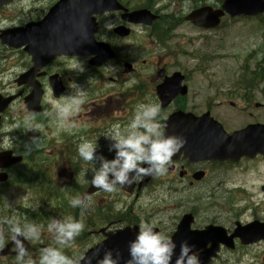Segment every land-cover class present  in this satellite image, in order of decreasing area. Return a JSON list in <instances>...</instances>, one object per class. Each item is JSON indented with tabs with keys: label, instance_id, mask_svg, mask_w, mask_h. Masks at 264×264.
I'll list each match as a JSON object with an SVG mask.
<instances>
[{
	"label": "flooded vegetation",
	"instance_id": "obj_1",
	"mask_svg": "<svg viewBox=\"0 0 264 264\" xmlns=\"http://www.w3.org/2000/svg\"><path fill=\"white\" fill-rule=\"evenodd\" d=\"M118 2L128 11L136 9L135 5L129 2ZM114 13L119 16L114 25L126 27L128 33L125 37L114 36L113 40L110 39L116 58L118 57L116 64L119 65L118 78L110 76L109 80H117L120 84L118 88L100 90L101 86H93L85 76L73 73L76 70L71 71V60H66L65 57H49L46 53L47 60L37 66L32 55L23 48L13 49L1 44L4 51L0 59V206H11L8 212L1 209V218L16 217L23 221L26 217L41 226V240L27 241L32 248L28 253L33 259L38 258L41 248L53 244L46 230L47 222L51 218L61 219L69 214L79 218V209H73L68 204L69 199L76 194L87 193L91 197V207L84 217V230L73 244L88 241L96 244L126 227L134 232V227L138 229L142 221H155L157 230L172 238L178 223L185 215L194 218L190 229H203L207 224H214L221 225L231 232L238 220L230 224L229 204L231 205L235 198L243 199L245 193V181L239 180L238 176L243 177L248 169L252 171L254 164L262 160L241 158L238 162H232L211 158H172L166 174L145 176L133 184L131 191H123L121 188L113 194L96 188L90 191L91 185L88 181L91 176L81 178L80 175L81 169L88 165L79 160L77 145L82 140H95L113 124L125 125L137 103H159L155 88L164 78L157 74L160 63L149 62L140 57V53L129 56L132 46L126 48L124 40L132 39L137 49L144 50L152 42L156 45L163 43L166 39L164 34L160 33L161 28L169 29L176 23L175 17H170L168 11L161 9L155 11L158 17L151 26L126 23L120 19L121 11ZM24 22H12L8 25H22ZM107 35L111 38L114 34L111 32ZM114 41L123 48L117 47ZM77 60L82 64L84 71L87 68L89 71H97L108 64L107 62L103 67H92L87 64L85 58ZM124 64H131L130 72L124 71ZM106 67L114 68L110 64ZM29 71L32 72L33 78H22ZM152 71L155 73L152 74ZM53 76L55 79L58 76L61 83L59 87H62L57 94L55 84L51 80ZM248 78L250 79L246 84L241 83L239 77L226 84L213 80V85L204 86L206 91L211 89L212 94L201 95L194 104L190 102L189 108L184 106L187 98H177L167 107H160L161 113L167 117L182 109L191 110L195 115L204 112L212 115L213 109L219 108L221 119L224 117L222 108L238 105L242 110L249 109V116L253 117L263 106L260 102L262 78ZM99 81L103 82L101 78ZM74 85L84 90L86 96L85 103L70 121L84 120V126L89 127L82 130L73 129L72 133L64 131L56 134V129L49 125L48 118L43 116L45 105L48 104V111L52 110V102L64 101L65 96L72 93ZM31 94L40 98L36 113L30 112L26 105V98ZM237 99L238 102L235 101ZM33 137L39 138L38 147L28 151L26 145L32 146ZM98 144V151L103 154L104 149H107V142L100 137ZM17 156L21 159L13 161ZM105 156L111 158L112 153ZM2 197L6 202L1 200ZM36 199L39 204L37 210L33 211L35 202L38 203ZM203 201L205 204H201ZM118 203L122 205L120 211L115 207ZM208 209H214V218L210 220L203 217ZM244 213L245 209L242 214ZM251 217L264 221V217L256 212H252ZM237 218L240 220L241 215H237ZM241 221L246 223V219ZM0 228H3L6 237L10 235L6 226L0 225ZM234 242L233 250L220 247L211 264H225L224 260L231 261L232 264L247 261H252V264H264V241L242 245L235 238ZM3 249L7 250L8 254L0 256V261L4 260L0 264H14L15 252L10 239Z\"/></svg>",
	"mask_w": 264,
	"mask_h": 264
},
{
	"label": "clouds",
	"instance_id": "obj_2",
	"mask_svg": "<svg viewBox=\"0 0 264 264\" xmlns=\"http://www.w3.org/2000/svg\"><path fill=\"white\" fill-rule=\"evenodd\" d=\"M83 71L82 64L76 68ZM84 90L73 87L71 94L64 101L52 102L57 119L67 124L80 107L85 103ZM47 116L48 112L43 113ZM166 116L161 113L159 103L139 102L134 106L127 123L111 125L95 140H82L77 145L79 160L88 165L81 169V178L90 175V185L105 193H116L120 188L138 183L145 176H162L171 165L172 157L183 147L182 136L166 135L162 121ZM103 137L107 142V151L111 158L103 155L98 140ZM39 138L33 137L31 151L38 147ZM73 209H79V218L69 214L61 219L51 218L46 225L47 233L53 244L40 249L37 259L28 253L26 241L41 240V226L29 221L26 217L21 221L16 217L0 218V225L7 227L8 237L0 228V250L8 239L11 240L15 252L14 264H200L199 255L186 241H182L177 251V244L170 235L158 231L155 221H142L133 240L127 245V258H121L119 251L105 249L102 255L81 254L73 259L65 254L75 239L84 230V217L91 207V197L85 193L76 194L69 199ZM116 210L122 209L121 204L115 205ZM38 205L33 207L36 211Z\"/></svg>",
	"mask_w": 264,
	"mask_h": 264
},
{
	"label": "rangeland",
	"instance_id": "obj_3",
	"mask_svg": "<svg viewBox=\"0 0 264 264\" xmlns=\"http://www.w3.org/2000/svg\"><path fill=\"white\" fill-rule=\"evenodd\" d=\"M50 0H23L21 3L13 4L9 7H4L0 9V26L3 24H9L12 22H21L23 20H26L30 17H33L37 12H40L49 2ZM134 2H137L139 0H133ZM158 4H162L165 11L168 10L170 12H173L177 14L180 10H187L188 9V3L187 1H184L183 4H176L172 0H159ZM259 21L254 18H234L230 19L227 16L225 17V22L223 25L214 31H201L198 32L194 29H191L188 27L187 24H181V26L177 29L178 36L177 41L181 44L184 43L186 40H189L192 38L193 43H186L182 45V50L185 52L182 56L176 58V62L180 66H184L188 69L193 68V66L196 63V60L189 57V52L195 51L197 48L201 46V42L199 40H196L194 37L200 36L201 34L203 36H207L209 39L216 40V38H223L224 43L223 46H225L226 49L220 50L218 48H215L218 50V56L219 59H216L214 62L211 63L210 67L207 68L205 74H230L231 71L237 73L238 65L243 62L246 55L254 50L256 53L255 55H252V59L250 62V66L252 67L254 64V61L256 59H260L262 55L264 54V28L259 26ZM131 44H133L132 39L127 40ZM215 41L210 43L208 45V50L214 49L213 46H215ZM154 48L152 46H147V49L139 50L134 45H132V48L129 51V56H133L136 53H140V57L142 58H152L153 55L148 54L149 51L153 52ZM3 47L0 43V59L3 54ZM157 51V48L155 49ZM194 75H198L199 73L194 72ZM263 86V93L260 95L261 98L264 99V83ZM196 90V89H195ZM48 104L45 105V112H48V115L45 116L48 118L49 125L53 126L56 129V134H60L61 132H67L72 133L73 129L76 130H82V129H88L89 125H86V122L84 120L80 121H69L67 124H61V122L58 121L56 113L54 108L50 111H48ZM51 108V107H50ZM221 111L223 112L224 119H229L230 123H238L243 120H245L243 117H241L236 110H228L227 108H222ZM245 113V112H244ZM220 115V113H219ZM264 118V116L260 117ZM21 122V121H20ZM25 122V121H23ZM255 171H260L261 176L259 179L254 178V174H250L247 172V174L241 178H245L247 180H253V186L252 189V196L255 198V193L258 191V184L259 181L264 182V160L262 162H259L255 165ZM251 183V182H250ZM248 182V186L250 185ZM1 200L3 202H6V200L2 197ZM262 200V202L260 201ZM131 201V200H130ZM205 204V203H203ZM256 206L259 208L264 209V194L259 195V203L255 201ZM203 208H205L204 205H202ZM5 212H8V210L11 208V206H0V218H1V209ZM242 210V207H240ZM261 209V210H262ZM209 216H211V211L208 209ZM241 212V211H240ZM235 214V213H234ZM234 214L231 215V220H233ZM249 212H247L246 215L242 216L241 218L249 217ZM264 215V211H263ZM208 216V217H209ZM89 246V244L86 245V248ZM84 247L82 248H76L75 252H72L70 256L73 259L78 258L84 251ZM225 264H232L231 261L224 260ZM244 263V262H243ZM242 263V264H243Z\"/></svg>",
	"mask_w": 264,
	"mask_h": 264
},
{
	"label": "water",
	"instance_id": "obj_4",
	"mask_svg": "<svg viewBox=\"0 0 264 264\" xmlns=\"http://www.w3.org/2000/svg\"><path fill=\"white\" fill-rule=\"evenodd\" d=\"M9 0H0V4ZM78 3L77 1H75ZM264 10V0H223L220 8L213 9L211 6H201L191 12L187 19L198 25L204 27H213L218 25L219 17L224 14V11L229 13L231 17L236 15H256ZM68 13V12H67ZM132 19L137 22L150 23L153 19L147 11L138 10L131 13ZM47 23V22H46ZM42 27L36 25L26 26L18 31H11L8 36L3 37V40L12 44H15L19 39L18 45L28 43L31 45H43V37H46V42L51 44V47L64 46L62 49L56 51L61 53L69 49L66 46L65 29L66 25L61 23L50 24L49 30H46V36L43 33ZM43 35V36H42ZM48 35V36H47ZM69 44V43H68ZM67 44V45H68ZM34 52L33 50H30ZM180 83V79L176 75H173L168 81L164 82L159 89V92L163 93L166 85V91L169 92V99L173 97L177 91V86ZM184 93V89L181 91ZM168 99L166 100L167 103ZM184 113L176 112L172 114L169 120L166 121L164 127L166 128L165 134L168 135L171 131L178 129H189L186 125L177 126L178 122L183 120ZM196 122V121H195ZM183 123V122H181ZM212 126L209 129H193L188 132V137L183 136L185 143L180 149V152H184V156L188 158H239L245 154L249 157H254L257 153L264 154V124L263 125H249L244 129L235 131L231 135H227L222 130L221 126L211 121ZM170 127H169V126ZM209 126V125H208ZM191 128H197L193 126ZM186 134V133H185ZM254 230H249L242 234L243 237L251 234ZM261 231V230H260ZM124 242V237L119 239V244ZM128 241L122 247L127 249ZM121 247V248H122ZM94 252L98 253V249L91 250L92 255ZM123 259L127 258V250L125 252H119ZM102 255L101 253H98Z\"/></svg>",
	"mask_w": 264,
	"mask_h": 264
},
{
	"label": "trees",
	"instance_id": "obj_5",
	"mask_svg": "<svg viewBox=\"0 0 264 264\" xmlns=\"http://www.w3.org/2000/svg\"><path fill=\"white\" fill-rule=\"evenodd\" d=\"M218 1H221V0H218ZM264 72V71H263ZM253 73H259V71H254Z\"/></svg>",
	"mask_w": 264,
	"mask_h": 264
}]
</instances>
